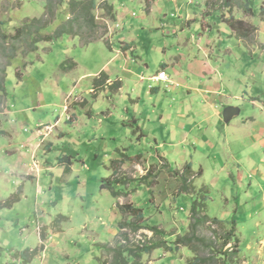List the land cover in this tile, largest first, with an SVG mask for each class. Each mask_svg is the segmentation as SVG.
<instances>
[{"label":"rangeland","instance_id":"rangeland-1","mask_svg":"<svg viewBox=\"0 0 264 264\" xmlns=\"http://www.w3.org/2000/svg\"><path fill=\"white\" fill-rule=\"evenodd\" d=\"M95 1L92 44L64 35L31 50L32 38L11 39L16 29L45 19L35 40L54 36L68 8L52 17L47 0H0V68L15 55L0 90V264H101L112 261L103 246L118 244L156 246L142 264H222L203 262L220 250L230 264H264V163L257 172L251 158L254 150L264 159V0H232V14L225 0H176L188 10L129 2L127 26L115 18L119 2L109 16L102 6L111 5ZM222 15L247 26L234 34ZM203 47L207 77L193 82L188 69ZM203 81L220 88L205 93ZM215 90L225 103L212 118L202 100ZM230 106L241 114L225 123ZM249 117L261 142L246 141L257 131ZM194 200L205 201L195 218ZM129 205L143 210L130 219L139 228L124 226ZM201 218L196 237L205 241L175 246ZM234 223L240 251L236 241L222 249Z\"/></svg>","mask_w":264,"mask_h":264},{"label":"trees","instance_id":"trees-1","mask_svg":"<svg viewBox=\"0 0 264 264\" xmlns=\"http://www.w3.org/2000/svg\"><path fill=\"white\" fill-rule=\"evenodd\" d=\"M57 6H59V7L66 6L68 8V11H69L71 17L67 22H65L56 31L54 36H46L43 38L41 36L40 39L35 40L34 35L36 34V31L41 32L42 30H45L48 27H50V24H51L50 20L35 19L32 23L26 24L23 28H17L16 34L11 39L15 40V41H22L24 39V42H28V38H32L33 41L31 40L32 41L31 42L32 44L30 47L31 50L36 49L38 47V43L40 41L52 42V41H54V40H56V39H58L64 35H69V36L79 38L81 43L84 44V46H88V45L92 44L93 41L98 39L97 32L99 33V25L96 24L95 16L93 14V11L97 8V4H96L95 0H81V1L71 0L69 2H66V0H47V9H48V12L51 14L52 17L54 16L53 9H56ZM223 7L226 11L228 10V12H230V14H232L231 13V11H232V0H225ZM102 8L107 11L109 16H111V13L113 10L112 6H109L108 4H104L102 6ZM222 17H224V15H222ZM229 22L231 25V29L234 31H238V27L243 26L245 24L243 21L234 20V17L230 18ZM244 26L246 27L247 25H244ZM252 30H254V28L250 27V30L247 32H244V34L241 33L240 37L243 36V38L246 39L249 33H252V34L254 33V32H252ZM87 35H88V37H87ZM5 41H6V39H5ZM12 49L14 50L13 47H12ZM6 55H7L6 56L7 64L3 68H0V90L1 91H2V89H5L2 86V82L4 80H6L5 75H7V68L10 66L12 59L15 58V55L12 54V50L9 54H6ZM2 75H4V78L1 77ZM185 168H186L185 169L186 176L189 174V172H190V174H191V172H193V169H192V166L190 163L187 164ZM116 183H117V181H116ZM183 189L186 190L187 187L183 186ZM206 199H207V196L205 195V200ZM203 205L205 206V201L202 202L201 205H198L197 201L194 200V203H193L192 208H191V213H192V216L194 218L197 215H199V212H200L199 206H203ZM122 209H123L122 212L129 216V221H127L124 224V226H131L134 228H139L140 226L131 223L130 219L133 216H135L133 213L137 214L136 216L138 217V219H142L143 218V212H142L143 210L140 208H136L134 206H131V205L123 206ZM130 212L132 214H129ZM204 222H205V218L195 219L194 226L192 225L193 226L192 236L189 237L186 235V236L178 237L177 239H175V246L179 247L180 245H183L184 247H191L192 241H194V240L204 242L205 240L198 239L196 237V233H197L196 231L199 229L200 225L203 224ZM236 226H237V223H234L231 226L232 228H230V230H229L230 232L225 238L222 249L224 247H226L227 245L232 244V242L236 241L237 244L235 245L236 246L235 249L237 251L241 250V243H239L240 241H239V238H238L237 233H236ZM155 232L158 233L157 230H155ZM175 246L174 247L171 246V248L174 249V248H176ZM103 247H104L103 251L112 256V261L106 262V261H102V259L99 258L101 264H142L139 261V259L144 254H150L153 249L157 248L156 246H154L152 248V246H146V245H143L142 247L126 248L121 244L116 245V247H114V248H111L108 245H104ZM41 249L43 250V248H41ZM228 251L229 250H227V252ZM38 252H39V250L31 252L29 259L26 260V263L31 262L34 259V257L37 255ZM24 254L28 255V253H25V252L20 253V255H24ZM221 255H222V252L220 250L217 253H215L211 258L206 259L203 262L204 263L205 262L214 263L217 260H221L222 264H230L228 260L223 258L225 256L223 255V257H222ZM200 262H201V260H200ZM192 264H197V262L195 261Z\"/></svg>","mask_w":264,"mask_h":264},{"label":"crops","instance_id":"crops-1","mask_svg":"<svg viewBox=\"0 0 264 264\" xmlns=\"http://www.w3.org/2000/svg\"><path fill=\"white\" fill-rule=\"evenodd\" d=\"M143 1L144 0H118V1H116V0H98V2H100V3H102V2H108L114 9H115V4H114V2H119L120 3V5H119V8H122L123 10H124V13H122L121 15H118V13L116 12V20H117V22H119L120 24H121V21L123 20V21H125L126 22V26L127 25H130V24H133L134 23V18H133V16H132V14L130 13V10H129V8L127 7V3H129V2H132V3H139V4H143ZM169 4H172L173 6H177V9H180V10H182V8L183 9H186V10H188V9H190V6H187L186 8L185 7H183L182 5H178V3L176 2V0H166ZM174 1V2H173ZM151 5H152V3L150 4V7H151ZM188 5H190V3H188ZM185 17H186V19L188 20L187 21V23H188V27H190L191 28V24H192V18H191V16H190V14L189 13H187V12H185ZM210 14V12L209 13H206V15H209ZM168 16L166 15V18H167ZM185 19V20H186ZM229 19H230V17L228 18L227 17V15H224V17H223V21L224 22H226V23H228V25L230 26V28H231V25H230V22H229ZM207 27H208V25H207ZM117 29V27H115V30ZM232 32L235 34V31L234 30H232ZM115 33H117L116 35H122V33H125L124 31H121V32H117V30H116V32ZM112 39V38H111ZM128 45V44H127ZM122 46V45H121ZM128 46H130V45H128ZM201 54H202V57H203V60H200V53H199V55L196 57V59L194 60V61H192V67H190L188 70H189V72L190 73H192L193 75L192 76H189L188 77V79H190L191 81H193V76H194V79H195V81H196V78H198L199 76H200V79L201 80H203V79H205L206 77H207V68H209V66L205 63L204 64V60H207L206 59V56H207V53H208V51H207V49L205 48V47H203L201 50ZM203 52V53H202ZM200 60V62L198 63V61ZM170 67H171V65L170 64H167V63H164L163 64V66H162V68L164 69V70H166V69H170ZM173 69H174V67H173ZM167 74V73H166ZM168 75V74H167ZM192 77V78H191ZM210 78V80H209V83L211 82V84H212V78L211 77H209ZM195 81H193V82H195ZM204 83H202V82H200L199 84H201L202 86H198L197 87V89L198 88H201L202 90H204L205 91V93L208 91L207 89H210V90H212V89H216V90H219V88L220 87H218V89L217 88H214V87H212V85H211V87H205L207 84H205V83H207L206 81H203ZM157 84H164L165 85V83H163V82H156ZM191 89V88H190ZM197 89H194V91L195 90H197ZM199 90V89H198ZM216 90L213 92V93H207V95L206 94H204L205 96L203 97V100H202V102H203V107H204V111H205V114L207 115V113L209 112V114H210V117H212V118H215V117H220V116H215V115H211V112H210V109L213 111V113H214V111H215V109L216 110H220L221 111V107H220V105H219V103H225V101H223V99H221V97L219 96V97H217V95H216ZM193 91V92H194ZM193 92H190V93H193ZM196 93H199V92H197V91H195ZM208 92H210V91H208ZM216 98V99H215ZM207 107V108H206ZM207 109H208V111H207ZM219 112V111H218ZM220 113V112H219ZM240 114H241V111H240ZM239 114V115H240ZM238 115V116H239ZM234 119V118H233ZM248 119H251L252 121H251V125H254V126H256V128H257V131H255L254 133H253V135L250 137V138H247L246 139V141L247 142H252V141H255V142H261L260 141V136L261 135H258V126H257V120L255 119V118H253V117H249ZM244 121V120H243ZM242 123H244V125H247L248 123H249V121H244V122H242ZM243 127V126H242ZM244 128V127H243ZM244 140V139H243ZM253 153L251 154V158H252V160H254V161H256V163H258V166L257 167H254V168H256V171L257 172H259L258 170H259V164L260 163H264V159H261V156L260 155H258V153H257V151H252ZM239 156V154L238 153H234L233 154V157L234 158H237ZM258 212V210L256 209V207H255V211H251L250 213H245L244 215H243V217H246L247 215H249V216H253V217H255V214ZM252 228H253V231L255 230V228L251 225V227L249 228V230H252Z\"/></svg>","mask_w":264,"mask_h":264},{"label":"water","instance_id":"water-1","mask_svg":"<svg viewBox=\"0 0 264 264\" xmlns=\"http://www.w3.org/2000/svg\"><path fill=\"white\" fill-rule=\"evenodd\" d=\"M240 114V109L236 107H227L223 113V119L225 123H230L234 117Z\"/></svg>","mask_w":264,"mask_h":264},{"label":"built area","instance_id":"built-area-1","mask_svg":"<svg viewBox=\"0 0 264 264\" xmlns=\"http://www.w3.org/2000/svg\"><path fill=\"white\" fill-rule=\"evenodd\" d=\"M156 81H166L167 80V75H166V73L165 72H160V73H158L157 74V76H156Z\"/></svg>","mask_w":264,"mask_h":264}]
</instances>
